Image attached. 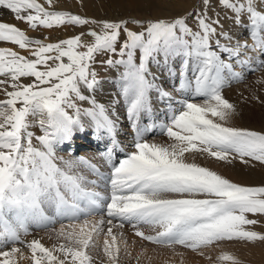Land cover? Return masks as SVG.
Segmentation results:
<instances>
[{
  "label": "snow or ice",
  "instance_id": "1",
  "mask_svg": "<svg viewBox=\"0 0 264 264\" xmlns=\"http://www.w3.org/2000/svg\"><path fill=\"white\" fill-rule=\"evenodd\" d=\"M200 3L171 18L98 21L55 10L54 0H0V10L31 30L81 29L46 43L0 20V42L20 50L0 47V264L25 258L17 245L30 250L32 264H120L114 228L126 224L151 244L200 255L226 241L264 243L250 227L264 223V185H240L192 162L199 156L264 165V132L230 126L236 108L222 94L243 78L234 63L249 64L250 51L264 55V0ZM222 19L247 37L235 39ZM98 64L117 73L107 104L97 99L105 83ZM117 105L134 132L128 145L118 139ZM79 134L107 142L100 154L106 174L71 155ZM156 135L167 141L154 142ZM84 167L97 179H87ZM33 228L54 232L57 242L25 243ZM101 235L103 258L92 255ZM218 260L241 264L227 253Z\"/></svg>",
  "mask_w": 264,
  "mask_h": 264
},
{
  "label": "rangeland",
  "instance_id": "2",
  "mask_svg": "<svg viewBox=\"0 0 264 264\" xmlns=\"http://www.w3.org/2000/svg\"><path fill=\"white\" fill-rule=\"evenodd\" d=\"M61 1L62 0H54L55 10L69 12L73 15H79L82 18L95 19L98 21H118L121 19L131 18L146 21L155 20L158 18H171L174 16L183 15L184 13L193 11L194 9L199 10V8L202 7L200 0H90L91 2H97L96 6H93L92 8H88L89 5L82 4L81 0H69L71 3H74L71 4L72 7H75L67 8L65 5H60ZM39 2L43 3V0H39ZM217 11H219L221 16H223V9L217 6ZM209 15H214V13L210 12ZM0 20L5 23L16 25L18 28L25 31V34L29 38L34 39L51 37V41H45L46 43L55 42L58 39L70 37L81 30L79 28H76L75 31H73L72 28H69L68 31H64L63 29H39V31L31 30L27 24L15 20L12 17V14H10L7 10H0ZM222 23L224 28L228 30L235 39H241V41H243L247 37V33L244 31V29L236 27L231 20L222 19ZM129 27L135 28V26L131 24ZM249 40L251 41V39ZM223 42L224 41H222V43ZM233 43H235V40ZM0 47H6L15 51H20L18 46L7 42H0ZM96 70L98 72V79L105 81L103 85V91L97 95L98 101L103 103L107 99L112 100L117 89L109 81L115 79L117 73L114 70H106V66L99 64L96 65ZM240 74L243 77L242 80L230 81L228 84H226L222 93L224 97L236 108V114L230 120L229 125L239 129L264 132V67H261L260 65L257 66L255 63H249L247 65L241 66ZM162 80L165 81L163 84V86H165L164 88H166V84L168 83L171 84L170 86H172V83L166 78H163ZM108 93H111V97H104L108 96ZM176 95L178 96V94ZM199 99L202 102L203 98ZM117 111H121V116L126 119L124 108L121 105H117ZM129 129H131V127L128 121L123 132L126 133ZM33 131L37 135L40 134L38 128H34ZM152 136L153 134L149 133L150 139ZM91 138H93L95 141L91 140ZM78 141H81L86 146L78 145V148L76 149L74 147L71 153L72 155H77L84 151L93 152L97 150L96 142H100L96 138L92 137L91 134H79V138L75 139L74 142L78 143ZM165 141H167L166 136H155L154 142L161 143ZM106 143L107 142H105V144ZM103 151L104 149L102 152ZM192 162H195L200 166L208 167L223 177L226 176L225 174H222L223 161L199 157L195 158V160ZM240 164L243 165L244 171L248 170V173L246 174L247 177L250 178L243 180L245 181V184L243 182H239L237 184L244 186L264 185V165L256 161H253L252 164ZM253 164L254 166H252ZM87 174L88 173H85L84 175L86 176ZM249 218L255 217L249 214ZM59 227L60 225L57 223L55 228L59 229ZM250 227H253V229L259 233L264 234V223H258L257 225ZM141 230L145 231L146 234H154L152 229L148 227H142ZM114 232L118 234V243L121 248L120 264H231L229 262H221L218 260V257L222 254H220V252L222 251L227 252V254L230 255L235 254L232 256L238 259L241 264H264V262H258V257L254 258L251 256L249 258L246 255L251 251L252 254H256L258 252L264 257V243L257 242L256 244H250L237 241H226L221 242L219 245H212L203 249L204 255H200L181 246H176L173 250L167 247L151 244L137 237L134 234L135 229L127 224L122 229L114 228ZM120 233L123 234L122 237L119 236ZM35 237L40 239L41 243H43L46 247H51L57 242L54 232L35 228L30 229V234L27 236H22V239L24 241H31ZM103 240L104 236L101 235L96 242L97 247L92 250V255L94 257L103 258L101 251L103 247ZM17 246L21 247V245ZM128 253H130V255ZM94 264H101V260L95 259Z\"/></svg>",
  "mask_w": 264,
  "mask_h": 264
},
{
  "label": "bare ground",
  "instance_id": "3",
  "mask_svg": "<svg viewBox=\"0 0 264 264\" xmlns=\"http://www.w3.org/2000/svg\"><path fill=\"white\" fill-rule=\"evenodd\" d=\"M81 2L84 5H89L88 8H92L93 6L95 7L96 4H97V2H95V1L91 2L90 0H81ZM60 3H61L60 5H62V6L65 5V7H67V8H74L75 7V6L72 7L71 4H74V3H71V1H69V0H62ZM57 7H58V4H57ZM36 35H38V34H36ZM48 36H50V35H48ZM58 37H61V36H58ZM47 38L48 39L45 40V41H51V37H47ZM248 43L251 44L252 41L248 40ZM247 56L251 58L250 59V63H255V65H257V66L260 65L261 61H264V55H261L259 52H251L250 51V52L247 53ZM233 68H234V72H236V73H240L241 72V65L240 64L234 63L233 64ZM161 82H162V84H164L165 81L162 80ZM168 84H166V88L165 89L171 90L172 89V86H170L171 84H169V85ZM173 94L176 95L177 93H173ZM110 95H111V93H108V96H104V97L110 98L111 97ZM107 100L105 102H103V103L107 104L110 101V99L108 100V102H107ZM154 106H155L156 109H159L158 115L162 116L163 115V111H164L163 106L159 102H157L155 100H154ZM118 113H119V123L117 125V128H118V139L124 145L131 144L132 139H133V136H134V132H133L132 128L129 129V130H127L126 133L123 132L124 129H125V127H126V124L128 123V120L124 119L123 116H121V111L120 112L118 111ZM91 140H93V138H91ZM93 141H95V140H93ZM105 142L106 141L96 142L97 150H95L93 152H85V151L84 152H80L76 156H80V157L87 158L92 163L96 164L97 167L99 169H101L106 174L107 171H108V168H106L107 166L104 165V162L106 164H107V162L104 161L102 159V156L100 155L102 153V150L103 149L105 150V147H106ZM78 145L79 146H83V145L86 146L81 141L80 142L78 141V143L77 142H74L72 144V146H70V147L73 150L74 147H75V149L78 148L77 147ZM60 154L63 155L65 157V159L71 158L70 154L67 153V152H61ZM196 158H199V156H197ZM238 160L239 159H236L232 163L222 162V172H223L222 174H225L226 175L225 177H227V179L232 180V182H234V183H239V182L242 183L243 182L245 184V181H243V180L250 178V177H247V174H246V173H248V170H245L244 171L243 165H241L240 164L241 162L238 161ZM82 171H83L84 174L86 173V171L84 170V168L82 169ZM86 177L89 180H95V179H97V178L91 176L89 173L86 175ZM241 178H243V179H241ZM89 219H97L98 220L99 217H95V218H91L90 217ZM27 242H30V240L25 241V243H27ZM21 248H22V251L24 252V257L25 258L20 259L19 258V254H18V264H32L31 259H30V256H31L30 250L27 249L26 247H24L23 245H21ZM223 250H225V249H223ZM221 253L224 254V253H227V252H223L222 251V252H220V254ZM257 253L256 254H252V252L250 251V253H248L246 255L249 258L251 256L254 257V258H257L258 257L257 259H258V262L259 263L264 262V257L262 255H260L259 253H258L259 254L258 255ZM232 255H235V254H232ZM229 263H231V262H229ZM243 264H247V263H243ZM248 264H250V263H248Z\"/></svg>",
  "mask_w": 264,
  "mask_h": 264
}]
</instances>
